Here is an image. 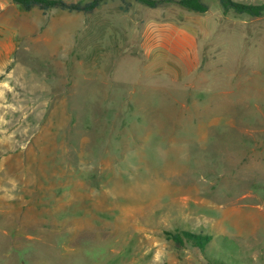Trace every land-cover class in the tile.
I'll use <instances>...</instances> for the list:
<instances>
[{"label": "rangeland", "instance_id": "obj_1", "mask_svg": "<svg viewBox=\"0 0 264 264\" xmlns=\"http://www.w3.org/2000/svg\"><path fill=\"white\" fill-rule=\"evenodd\" d=\"M206 2L0 0V264H264V13Z\"/></svg>", "mask_w": 264, "mask_h": 264}, {"label": "trees", "instance_id": "obj_2", "mask_svg": "<svg viewBox=\"0 0 264 264\" xmlns=\"http://www.w3.org/2000/svg\"><path fill=\"white\" fill-rule=\"evenodd\" d=\"M23 10H30L34 7L47 10L51 8H61L69 11H83L85 13L93 12L103 1L105 0H88V1H75L67 2L65 0H13ZM149 7H157L166 3H176L187 9L205 12L208 10V4L206 0H136ZM223 10H234L238 13H246L252 16H260L264 13V3H244L236 0H220ZM166 236L173 240L177 246H183L186 242L192 243L200 249H204L205 246L213 239L212 234L195 232L187 229L167 230ZM168 264V263H164Z\"/></svg>", "mask_w": 264, "mask_h": 264}]
</instances>
